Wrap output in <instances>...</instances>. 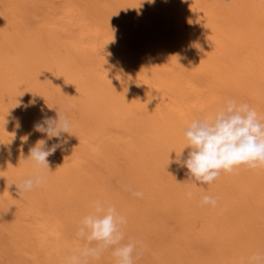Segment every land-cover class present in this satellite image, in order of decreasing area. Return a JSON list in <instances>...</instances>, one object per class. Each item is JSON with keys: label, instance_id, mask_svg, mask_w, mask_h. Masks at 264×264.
Returning a JSON list of instances; mask_svg holds the SVG:
<instances>
[{"label": "bare ground", "instance_id": "1", "mask_svg": "<svg viewBox=\"0 0 264 264\" xmlns=\"http://www.w3.org/2000/svg\"><path fill=\"white\" fill-rule=\"evenodd\" d=\"M84 1L48 0L46 15L39 11L33 22L35 0H0L2 264H64L83 245L76 228L97 199L127 217L125 240H146L151 234L146 232L155 229L169 242L165 257L157 253V260L145 263L146 253L134 264H201L207 249L188 253L181 246L192 233V228L186 230L195 222L198 226L197 217L202 225L193 231L199 245L210 249V243L216 249L209 250V261L247 264L253 253L264 252V237L259 238L264 231V170L241 166L230 174L221 172L211 184L193 187L187 169L174 161L186 144L187 125L210 116L226 98L247 103L264 117L259 101L264 97V46L258 48L264 35L256 39L253 54V36L259 35L245 29L251 25H245V16L240 19L246 13L242 8L253 13L252 6L248 10L237 0H212L216 5L205 14L203 37L190 36L191 47L184 50L183 42L169 33V15L148 11L144 0H90V8ZM162 1L169 6V0ZM190 3L185 6L191 11L206 10L199 0ZM139 15L144 22L136 25ZM132 38L139 41L133 40L135 50L128 41ZM251 59L263 66L254 69ZM27 97L30 107L25 109L21 101ZM57 98L68 106L74 135L65 134L67 142L47 158V182L21 197L15 184L35 171L24 160L29 149L41 139L49 147L57 142L35 130L43 117H56L50 108ZM189 150H183L184 158ZM136 191L143 196H134ZM204 193L218 198L215 208L200 205ZM246 197L255 206L249 212L241 210ZM5 224L12 228L7 236L2 234L8 230ZM181 234L185 240L180 243ZM165 240L159 238L157 244L163 248ZM16 242L23 243L21 251L15 250ZM92 264H115V258L105 252Z\"/></svg>", "mask_w": 264, "mask_h": 264}, {"label": "clouds", "instance_id": "2", "mask_svg": "<svg viewBox=\"0 0 264 264\" xmlns=\"http://www.w3.org/2000/svg\"><path fill=\"white\" fill-rule=\"evenodd\" d=\"M53 108L56 117H43L35 125V130L45 134L47 140L55 138L57 142L49 147L47 141L41 139L29 149L24 160L30 162L35 171L15 184L21 197L47 182V158L67 142L65 134L74 135L73 122L67 110L50 109ZM183 135L186 144L179 155L176 154L174 162L187 169L188 181L196 182L193 187L211 184L221 172L230 174L241 166L249 170H264V117L247 103L226 98L210 116L193 119L183 130ZM185 148L190 149L186 158L183 157ZM133 195L142 197L143 193L136 191ZM185 195L191 199L193 192L188 190ZM217 204V197L201 194V206L215 208ZM91 207L93 211L85 215L76 228V236L84 243L78 251L65 258L64 264H92L105 252L111 253L115 264H134L147 246L131 238L124 242L127 217L100 199L94 200ZM247 264H264V252L253 253Z\"/></svg>", "mask_w": 264, "mask_h": 264}, {"label": "rangeland", "instance_id": "3", "mask_svg": "<svg viewBox=\"0 0 264 264\" xmlns=\"http://www.w3.org/2000/svg\"><path fill=\"white\" fill-rule=\"evenodd\" d=\"M38 1V2H37ZM40 1V2H39ZM84 1V0H83ZM88 1V4L86 3V0L84 1V5L86 4V6L87 7H91V6H93L94 5V3H93V1H90V0H87ZM89 1H90V3L91 4H89ZM160 1H162V0H144V2H146V8H147V10L149 11V9H150V11L152 10V11H154V10H157V11H159L160 12V15L161 16H164V14L167 16V14L169 15V16H176V18L175 17H173V19H171L172 21H170L169 20V16H167V19H168V22H170L169 24H172L171 25V30H172V32H171V30H170V34H171V36L176 40V41H178L179 43H180V41H182L183 43L181 44V48L182 49H184V50H189L190 49V47H191V44H192V41H191V39L192 38H198V37H203V31H202V29H204V24H205V22L206 21H208V17H206V16H208V15H205V14H208L209 12H211V11H213V9H214V7H215V5H214V3H218V2H221V0L219 1H217V0H215V2L213 3V2H211L212 0H199V3L201 4V6L202 5H204V4H207V6L206 5H204V6H206V7H204V8H206V10L204 11L203 10V12H201L200 10H202L201 9V7L200 8H198L197 10H192L191 11V9H190V7H186V6H189V5H186L185 6V3L187 4V3H190V2H193V0H172V2H171V0H169V6H166L165 5V2L164 1H162V2H160ZM46 2H47V4H46ZM178 3V7H177V4L176 3ZM179 2H180V4H179ZM206 2H208V3H206ZM237 2L239 3V4H242L243 5V3H244V5H246L245 7H249L250 6V8H251V6H252V8H253V10H251L250 9V11H253V13H250L249 11H248V13L250 14H248L247 13V11H246V9H244V8H242V12H246V13H242L243 14V16H241L240 17V19H243V17L245 16L246 18H245V20L247 19V21H248V23L247 24H245L246 26H248L249 24H251V25H249L248 26V28L247 27H245V29L246 30H251V29H253V31H251V32H253V35H255V36H257V35H259V37H254L253 36V41H254V44H253V47H255V51L253 50V54H256L257 53V47H256V44H257V42L258 41H256V39L258 40L259 38H260V35L261 36H263L264 35V29L262 30V25H264V0H237ZM49 3L50 2H48V0L46 1V0H35V3L33 4V5H31V7H32V10H33V8H34V10H33V12L35 11V12H37L38 11V15L36 16V15H34V14H32L33 15V22H35V20L36 19H39L40 18V16H39V11L41 12V14L42 15H44L45 13H46V11L45 10H47L48 11V8H49ZM93 3V4H92ZM124 3V4H123ZM119 2L118 4H120V6H124L125 7V5H126V3L125 2ZM182 3V4H181ZM202 3H204V4H202ZM209 3H211L212 5H213V8L212 9H209V8H211V6L212 5H209ZM238 3H236L235 2V4H238ZM95 4H97V2L95 3ZM98 4H99V6H101L102 5V3L100 4V2H98ZM122 4V5H121ZM184 4V5H183ZM191 4V3H190ZM89 5V6H88ZM172 5H173V7H172ZM217 5H219V4H217ZM162 6V7H161ZM164 7V8H163ZM185 7H186V9H185ZM202 7V8H203ZM216 7H219V6H216ZM247 7V8H248ZM43 8H46V9H43ZM176 8V9H175ZM179 10H178V9ZM182 8V9H181ZM189 8V9H188ZM167 9H170V10H168V12H167ZM244 9V10H243ZM42 10H43V12H42ZM248 10H249V8H248ZM188 11V12H187ZM191 13H190V12ZM200 12V13H198V12ZM32 12V13H33ZM179 12V13H178ZM185 12V13H184ZM188 14H187V13ZM193 12V13H192ZM205 12V13H204ZM44 13V14H43ZM189 13H190V15H189ZM194 13H196V14H194ZM37 14V13H36ZM56 14V15H55ZM54 15L55 16H57L58 14H57V12L55 13ZM173 14V15H172ZM176 14V15H175ZM192 14H194V16L192 17ZM202 14V15H201ZM218 14V13H217ZM241 14V15H242ZM253 16H252V15ZM46 15V14H45ZM53 15V14H52ZM204 15H205V17H204ZM248 15V16H247ZM39 16V17H38ZM60 16H61V13H60ZM146 16V15H145ZM253 17V18H251V17ZM58 17V16H57ZM56 17V18H57ZM203 17V18H202ZM170 18H172V17H170ZM187 18V19H186ZM206 18V19H205ZM140 19V20H139ZM175 19V20H174ZM179 19V20H178ZM183 19H186L185 21L183 20ZM191 19V20H190ZM138 22H137V21ZM144 19H143V17L141 16V15H139V17L138 18H135L134 19V22L136 23V25H140V21H141V23H143L144 21H143ZM181 20H182V22H181ZM217 20H219V19H217ZM244 20V19H243ZM177 21V22H176ZM180 22V24L182 25H180L179 24V22ZM199 21V22H198ZM205 21V22H204ZM173 22V23H172ZM176 22V23H175ZM204 22V23H203ZM37 23L40 25V24H42L41 22H39V21H37ZM263 23V24H262ZM175 24V25H174ZM179 24V25H178ZM174 25V26H173ZM177 25H178V27H177ZM191 27H190V26ZM134 28V27H133ZM132 28V29H133ZM177 28H179V30L180 29H184L183 31L181 30L180 32H179V30L177 29ZM264 28V27H263ZM134 30V29H133ZM175 31V32H174ZM177 31V32H176ZM178 32H179V35H178ZM184 32V33H183ZM191 32V33H190ZM175 33H177V34H175ZM181 33H182V35H181ZM186 33V34H185ZM198 33V34H197ZM193 34V35H192ZM191 36V37H190ZM197 36V37H196ZM170 38L172 41L174 40L173 38ZM191 39H190V38ZM178 38V39H177ZM180 38V39H179ZM128 40V39H127ZM133 38L131 39V41L130 40H128L130 43H131V45L132 46H134V44H133ZM189 40V41H188ZM193 40V39H192ZM262 40H264V36L262 37V39H261V41H260V43L258 44L259 46H258V48L260 47H262V46H264V44L263 45H261L262 43H264V42H262ZM191 41V42H190ZM256 41V42H255ZM134 42H138L139 43V41H136V40H134ZM190 43V44H189ZM187 45H189V46H187ZM255 45V46H254ZM184 46H187L186 48L184 47ZM193 46V45H192ZM138 48V46L136 47V49ZM196 49H199V47H196ZM133 50H135V46H134V48H133ZM197 51V50H196ZM213 53V52H212ZM260 54V53H259ZM258 54V55H259ZM245 55V54H244ZM255 56V55H254ZM253 56V57H254ZM255 59V58H254ZM251 61V67H252V65H253V68L254 69H258L257 67H259L260 65L261 66H263V62L262 63H259V65H257L256 66V62L253 60V59H251L250 60ZM255 66H256V68H255ZM16 96V95H15ZM18 96V95H17ZM27 99V100H26ZM25 100H24V98L22 99V105H23V103H24V108L26 107V106H29V105H26L27 104V102H28V97L26 98ZM61 100V101H60ZM24 101V102H23ZM25 101H27V102H25ZM259 101L260 102H262L261 104H260V102H259V104L261 105L260 106V111L263 113L264 112V97H263V99H261L260 97H259ZM63 103V105H62V103ZM57 103V104H56ZM21 105V108L22 109H24L23 108V106ZM56 107V108H58L59 106V108L58 109H60V110H67V114H68V116H69V109L67 108L68 106L66 105V102L64 101V100H62V98H57V101H55V105H53L52 107ZM30 107V106H29ZM28 107V108H29ZM262 107V108H261ZM28 108H25V109H28ZM70 117V116H69ZM128 168L129 167H127V168H124V170H125V172H127L128 171ZM127 169V170H126ZM130 169V168H129ZM124 172V171H123ZM126 174V173H125ZM127 178V177H126ZM126 178H124V180L125 181H123V182H126ZM121 182V181H120ZM122 185V184H121ZM250 197H248V199H247V197H246V199H247V202L245 201V204L247 205H243L242 206V208H241V210H243V211H250L251 210V208H252V210L254 209V205H253V201H251V199H249ZM244 199H245V197L243 198V201H244ZM238 200H240L239 198H238ZM237 200V201H238ZM249 201V202H248ZM259 201V200H258ZM249 203V204H248ZM250 203H251V205H250ZM249 209V210H248ZM192 216V215H191ZM189 217H190V215H189ZM191 219L193 218V216L192 217H190ZM258 218H261V215L258 217ZM193 220H194V218H193ZM202 218L200 219H198V217L196 218V221H197V224H198V226H199V228L201 227V225H202ZM246 220H247V222L249 221L248 220V218H246ZM187 221V219L185 220V219H183V223L184 222H186ZM199 221V222H198ZM201 222V223H200ZM164 223V222H163ZM183 223H180L179 222V224H182V226H183ZM8 224V223H7ZM7 224H5V226L4 227H6L7 226ZM195 224H196V222L194 223V224H192V226H190V228H188L187 227V225L189 226V224H186L185 225V227L186 228H188V230H186L187 232H186V234L190 231L189 229H191L192 228V231H190V233L192 234V239H195V238H193L195 235H196V231H198V230H200V229H198L197 230V228L196 229H194L196 226H195ZM201 224V225H200ZM195 226V227H194ZM197 226V227H198ZM194 227V228H193ZM6 228H8V230H6V231H4L3 230V232H2V234L3 235H5V236H7L8 234H10L11 233V227L8 225ZM193 229L194 230H196V231H193ZM154 230V231H153ZM151 229L149 232H146V234L147 235H149L150 233L152 234H150L149 235V237L147 236V238H146V240H140L141 242H143V243H145L146 241L148 242V244H146L145 243V245L147 246V248H146V251L143 253V255L145 256L146 255V253H150V257L148 258V259H146L147 261H145V263L146 262H149V261H153L154 259L155 260H157L156 259V257L160 254V257H162V255L163 254H166V253H168L169 251H168V249H167V251H165L166 250V248L168 247V245H169V242H167L166 240H165V237L163 236V234H159L155 229ZM263 230H264V228H263ZM158 233H156V232ZM154 232L156 233L155 235H154ZM180 232H182V229L180 230ZM195 232V233H194ZM261 232H262V234L260 233V235H259V238H263L264 237V231H262L261 230ZM184 233V232H183ZM199 233V232H198ZM145 234V233H144ZM186 234H184V235H186ZM190 234V235H191ZM157 235V236H156ZM159 235H160V237H159ZM190 235H188V237H186L185 236V238H186V240L185 239H183L182 240V238H184L183 237V235L181 234L180 235V238H179V240L181 239L182 240V242L184 241L185 243L184 244H186V246L183 244V243H181V240H180V243L182 244L181 246L183 247V248H187L188 247V249H184V251L186 250V252H188V253H190V251H194L195 250V248L196 249H200V248H202V249H207V251L206 252H204L205 254L208 252V254H206L207 256H209V257H207L206 255H204V254H202V258L203 259H201V258H199V260L200 261H198V263H200V262H206V263H210V264H213L214 263V261H209L210 259H213V257H211V254L209 253L210 251V249L211 250H213V251H216V249H212L213 247H214V245H211L210 243L209 244H207V247H209L210 249H208V248H206V246H205V248L204 247H202V246H200L199 245V239L200 238H198L199 236H195L196 238H198L197 240H194V241H192V239H191V236ZM198 235V234H197ZM263 235V236H262ZM17 237V235H15V238ZM162 240H165V241H163V248H162V245H159V244H157L158 242V239L159 238ZM163 237V238H162ZM157 238V239H156ZM148 239H150V240H148ZM134 240H139V238L137 239H134ZM21 241V240H20ZM126 242H128V239H126L125 240ZM145 241V242H144ZM151 241V242H150ZM125 242V243H126ZM198 243V246L196 245V243ZM201 242V241H200ZM164 243H166V244H164ZM20 244V245H19ZM188 244V245H187ZM191 246H190V245ZM201 244V243H200ZM184 245V246H183ZM209 245V246H208ZM159 246V247H158ZM24 246H23V243H18V242H16V245H15V250H18V251H21L22 250V248H23ZM161 247V248H160ZM164 247H165V249H164ZM182 248V249H183ZM193 248V249H192ZM189 249H191V250H189ZM197 250V251H198ZM205 250H203V251H205ZM202 251V252H203ZM163 252V253H162ZM212 252V251H211ZM157 253H158V255H157ZM111 254V253H110ZM149 255V254H148ZM156 256V257H155ZM164 257H165V255H163ZM204 256V257H203ZM140 259L142 258V255L139 257ZM151 258V259H150ZM209 261V262H208ZM2 262L3 261H1L0 260V264H2ZM201 263V264H202Z\"/></svg>", "mask_w": 264, "mask_h": 264}]
</instances>
